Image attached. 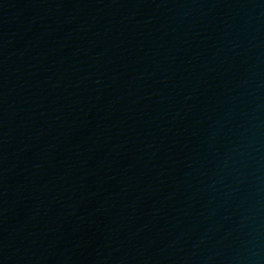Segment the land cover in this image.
Masks as SVG:
<instances>
[{
    "label": "water",
    "instance_id": "water-1",
    "mask_svg": "<svg viewBox=\"0 0 264 264\" xmlns=\"http://www.w3.org/2000/svg\"><path fill=\"white\" fill-rule=\"evenodd\" d=\"M0 264H264V0H0Z\"/></svg>",
    "mask_w": 264,
    "mask_h": 264
}]
</instances>
